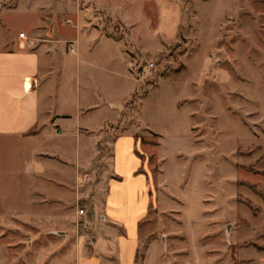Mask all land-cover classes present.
<instances>
[{
	"label": "rangeland",
	"instance_id": "1",
	"mask_svg": "<svg viewBox=\"0 0 264 264\" xmlns=\"http://www.w3.org/2000/svg\"><path fill=\"white\" fill-rule=\"evenodd\" d=\"M4 1L18 3L4 16L17 33L42 17L54 39L78 38L54 59V105L75 114L88 102L111 141L81 170L76 203L61 185L76 172L75 137L48 127L0 140V264L91 255L103 223L89 201L127 133L153 190L136 264H264V0ZM110 100L123 101L113 111ZM35 151L51 156L39 161L45 177L32 173Z\"/></svg>",
	"mask_w": 264,
	"mask_h": 264
},
{
	"label": "crops",
	"instance_id": "2",
	"mask_svg": "<svg viewBox=\"0 0 264 264\" xmlns=\"http://www.w3.org/2000/svg\"><path fill=\"white\" fill-rule=\"evenodd\" d=\"M17 9L18 3L9 5L0 0V27H4L0 36V140L13 137L37 139L48 127L54 135H65L63 142L66 144L68 136L75 137L76 172L69 175L65 185H61L67 193L69 191L74 195L77 203L83 193L75 186L81 170L90 167L97 144L111 141L106 133H102L108 120L103 118V126L95 131L89 121L93 107L88 102L83 105L82 99L76 103L75 114L57 109L51 88L53 62L56 58H67L69 43H78V38L54 39V21L49 23L42 17L30 29H21L17 33L7 27L4 18ZM80 11H77V17L81 19ZM85 13H88L87 9ZM97 30L102 34L99 28ZM20 31L25 32L28 38H20ZM76 52L74 48L73 53ZM121 101L110 100L111 109L114 111V105ZM138 140L136 134L127 133L118 135L113 141L112 174L107 178L103 176L94 185L93 201H89L103 226L92 238L91 255L80 251L77 264H136L141 244L140 228L149 215L150 197L147 195L153 192H148L141 172L142 154L138 155L136 149ZM82 146H86V155L81 154ZM34 157L37 162L32 173L45 177V168L40 166L39 161L51 157L50 154L35 151ZM153 200L155 202L154 197ZM154 204L156 206V202ZM77 211L75 216L79 215Z\"/></svg>",
	"mask_w": 264,
	"mask_h": 264
},
{
	"label": "built area",
	"instance_id": "3",
	"mask_svg": "<svg viewBox=\"0 0 264 264\" xmlns=\"http://www.w3.org/2000/svg\"><path fill=\"white\" fill-rule=\"evenodd\" d=\"M19 37L22 38V39H27V38H28L27 35H26V33L23 32V31L19 33ZM70 50H71L72 52H74V47L71 46V47H70ZM56 131H58V130H56ZM81 213H85V211H84L83 209H81Z\"/></svg>",
	"mask_w": 264,
	"mask_h": 264
}]
</instances>
